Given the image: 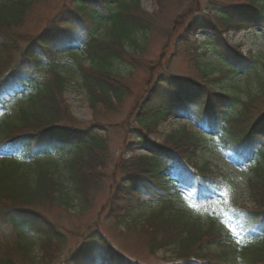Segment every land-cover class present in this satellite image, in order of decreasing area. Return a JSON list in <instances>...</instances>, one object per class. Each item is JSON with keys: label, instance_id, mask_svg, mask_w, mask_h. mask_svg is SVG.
<instances>
[{"label": "trees", "instance_id": "1", "mask_svg": "<svg viewBox=\"0 0 264 264\" xmlns=\"http://www.w3.org/2000/svg\"><path fill=\"white\" fill-rule=\"evenodd\" d=\"M40 1L0 0V264H46L70 232L56 211L89 208L110 165L104 219L138 234L150 254L162 252L155 264H264V58L243 56L225 36L264 29V0H196L186 7L181 34L207 30L205 51L217 60L190 52L199 79L169 67L152 80L136 102L129 142L149 156L118 162L106 128L63 119L71 113L69 73L78 72L94 108L121 103L127 86L121 78L137 68L153 16L141 0L65 1L14 62L24 39L19 30ZM64 36L70 44L61 42ZM220 77L225 91L215 88ZM175 115L193 130L155 139ZM205 142L237 171L195 163ZM213 248L219 251L210 257ZM76 249L63 264H89L101 252L106 264H148L99 227L86 230Z\"/></svg>", "mask_w": 264, "mask_h": 264}, {"label": "rangeland", "instance_id": "2", "mask_svg": "<svg viewBox=\"0 0 264 264\" xmlns=\"http://www.w3.org/2000/svg\"><path fill=\"white\" fill-rule=\"evenodd\" d=\"M65 1L70 0H42L34 8L33 12L26 17V22L19 30L24 34L20 49L18 52L11 54L14 62L21 56L23 49L29 46V41L47 27L57 8H60L61 3ZM195 1L141 0L142 10L153 16V32L148 38L149 41L145 51L141 55H136L137 68L127 77L121 78L122 83L127 85L125 86L124 99L121 103L115 101L114 105L106 106L104 103L99 102L98 107L94 108L88 93L80 85L81 80L78 72L69 73L70 83L65 94V100L70 106L71 113L63 116V119L68 120V117H70L78 125L84 127L94 124L99 125L102 129L106 128L104 133L109 138L110 151L117 162L122 156L123 158L136 155L149 156L148 149L141 145L133 146V149L130 150L129 142L133 140L134 132H132L131 126L132 123L134 124L132 116L135 114L136 102L140 100L142 95H145L149 85L156 76L171 67L172 69L169 72L174 71L183 76L199 79V75L194 69V64L190 61L192 59L190 52L201 53L202 56L205 54V58L214 62L217 60L216 54L212 53L211 50L205 51V37L210 35L207 30L188 32L184 36L181 34L182 26L186 21L182 16L186 7L191 6ZM200 1L203 4L207 2V0ZM224 1L235 2L234 0ZM225 36H227L232 46L242 52L243 56H247V53L250 52H256L264 58V29L259 27L240 29L230 31ZM244 78V76H239L237 79L244 84L245 82L242 81ZM223 82V77H220L219 82L215 83V88L225 91ZM259 103V107H262L264 100H260ZM12 114L7 113L5 116L8 117ZM184 127L193 130L185 119L174 116L158 127L154 137L162 141L166 135L179 131ZM211 145L210 142H205L198 155L194 158V162L197 164L209 162L212 164L213 169L220 167L227 171L236 172L237 170L230 159L215 152ZM112 168L113 165H110L105 173V177L108 179L106 182L102 183V178L99 177L101 181L99 183L100 188H97L93 195L91 194L90 198L92 199L91 204H88V206L90 205L89 208L83 210L81 214L80 212H67L59 209L56 211L58 220L70 232L67 234V242L64 245L53 247L51 257L46 264H63L67 262L71 252L76 251V248L79 247V242L82 241L84 232L96 227H99L115 246L131 257L136 258L139 262L155 264L158 261L156 258L160 257L162 252L157 255L150 254L145 242L138 234H127V232L122 230H120L122 232H119L114 229V222L111 219L109 220L108 217H106V220L104 219L107 211L105 202L109 192ZM240 188L246 191L243 183L242 185L240 184ZM246 206L249 208L255 207L252 202H248ZM52 217L54 218V216ZM95 222L98 223V226H95L97 224ZM5 235L6 239H14L15 237L14 235ZM213 249L209 252L210 257L219 251V248Z\"/></svg>", "mask_w": 264, "mask_h": 264}, {"label": "snow or ice", "instance_id": "3", "mask_svg": "<svg viewBox=\"0 0 264 264\" xmlns=\"http://www.w3.org/2000/svg\"><path fill=\"white\" fill-rule=\"evenodd\" d=\"M61 42L71 43L70 36L61 37ZM89 264H106V260L104 259V254L101 252L98 255L93 256L89 260Z\"/></svg>", "mask_w": 264, "mask_h": 264}]
</instances>
